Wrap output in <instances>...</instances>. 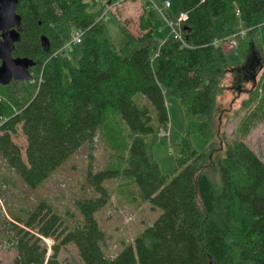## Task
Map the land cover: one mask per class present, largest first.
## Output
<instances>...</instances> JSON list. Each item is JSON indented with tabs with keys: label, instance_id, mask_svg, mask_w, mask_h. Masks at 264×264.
Wrapping results in <instances>:
<instances>
[{
	"label": "trees",
	"instance_id": "1",
	"mask_svg": "<svg viewBox=\"0 0 264 264\" xmlns=\"http://www.w3.org/2000/svg\"><path fill=\"white\" fill-rule=\"evenodd\" d=\"M119 1L98 0L90 8L88 0H18L20 39L11 55L34 65L32 82L0 85V185L7 167L28 186L38 185L81 145L91 146L97 133L115 168L88 177L96 196L74 201L82 220L71 230L44 202L21 216L2 215L0 244L14 252L10 264H58L67 245L79 264H264V163L245 143L264 118V70L235 135L222 138L218 148L210 137L219 81L229 64L215 41L243 30L241 51L251 47L264 65V0H177L176 12L163 16L176 23L186 14L176 23L182 42L168 33L159 45L145 13L138 18L140 36L115 18L125 37L116 48L100 16L105 4ZM75 31L81 40L72 61L58 49ZM168 98L178 100L185 127L170 133L177 148L172 176L160 172L152 155L155 142L164 141L159 133H169ZM18 129L23 153L11 139ZM192 134L206 142L201 151ZM212 158L214 178L203 170ZM115 176L130 178L137 198L160 214L108 257L94 213L110 199L101 182Z\"/></svg>",
	"mask_w": 264,
	"mask_h": 264
},
{
	"label": "rangeland",
	"instance_id": "2",
	"mask_svg": "<svg viewBox=\"0 0 264 264\" xmlns=\"http://www.w3.org/2000/svg\"><path fill=\"white\" fill-rule=\"evenodd\" d=\"M88 1L90 8L98 5V0ZM134 1L123 0L112 5H104V11L100 17L104 18L107 34L116 48H119L125 42V37L119 30L115 19L118 18L120 20L122 18L120 11L123 10L122 5L127 3L126 6H132L130 10L133 11L130 14L131 16H128L130 21L122 19L120 20L121 23L130 33L138 29L137 17L141 10L138 6H133ZM143 1L141 4L144 8L154 15L156 28H161L163 36H166L169 32L167 22L152 7V3L157 7H162V3L168 1L170 6L166 10L175 13L177 0ZM159 37L156 36L157 42L160 40ZM157 42L155 41V44ZM259 43L264 49V37L259 36ZM221 44L229 64L219 81V89L215 98L216 109L210 136L215 144L214 148L219 147V142L222 138L231 139L235 135L240 119L247 113L248 108L252 107V105L245 103L251 92L254 91L255 82L258 81L264 70V65L259 63L258 55L252 52L251 47H243L241 51L237 40L236 48L231 51L227 44L223 42ZM61 48L58 51L62 53ZM65 53L72 61H75L79 55L78 45L72 44ZM166 106L169 133H159L158 137H164V141L158 140L155 142L152 147V155L158 164L160 172L172 176L174 174V159L177 155V148L170 142V133L173 131L184 133L185 127L182 109L178 100L168 98ZM11 139L23 153L25 139L19 129ZM190 140L197 151H201L206 145V142L195 134L190 135ZM245 143L264 163V118L250 129L245 138ZM111 159L110 150L106 148L97 133L91 146L86 143L81 145L78 150L34 187L25 184L21 177L12 169L5 168L6 184L5 186L0 185V223L3 221L2 215L4 217L7 216L6 214L9 216L12 214L21 216L28 213L34 206L44 202L58 215L62 227L68 230L73 229L82 220L79 210L74 205V201L96 196L94 186L88 182V177L99 171L115 168L110 163ZM203 170L214 178L213 158ZM101 183L108 190L110 199L94 213V218L105 234V239L102 243L104 254L108 257H114L158 217L160 209L157 207L152 208L147 200L143 202L137 198L138 187L130 178L115 176L104 179ZM46 243L50 245L51 241L46 240ZM13 256V251L5 250L0 244V264H10ZM79 263L77 252L71 245H67L59 254L58 264Z\"/></svg>",
	"mask_w": 264,
	"mask_h": 264
},
{
	"label": "water",
	"instance_id": "3",
	"mask_svg": "<svg viewBox=\"0 0 264 264\" xmlns=\"http://www.w3.org/2000/svg\"><path fill=\"white\" fill-rule=\"evenodd\" d=\"M18 0H0V85L6 86L11 81H29V68L34 65L26 57H13L11 52L14 44L20 39L19 14L16 13ZM40 44L44 51L49 44L45 36L40 37ZM208 264H216L210 260Z\"/></svg>",
	"mask_w": 264,
	"mask_h": 264
},
{
	"label": "built area",
	"instance_id": "4",
	"mask_svg": "<svg viewBox=\"0 0 264 264\" xmlns=\"http://www.w3.org/2000/svg\"><path fill=\"white\" fill-rule=\"evenodd\" d=\"M150 1V0H149ZM152 2V1H150ZM170 6V3L168 1H164L162 3V7H157L156 5H154L152 3V7L157 10L159 12V15L162 16L164 19L165 17L163 16L164 14V11H166V9ZM187 19V16L185 13H180L177 17V20H176V23L178 22H181V21H184ZM165 21L167 22V25L169 27V34L172 35V37L176 40H178L179 42H182V36L179 32V30L176 28V23H173L172 21H168L165 19ZM244 34V31L241 30L239 31L238 33H235V34H231L227 37H224L222 40H220L219 42L215 41L216 44H220L223 48V45L221 44V42H223L224 44H227L228 48L232 50H234L237 46V39L238 37H242ZM80 40H81V33L80 32H76V33H73L71 35V38H70V41L63 45V47L60 49L62 50L63 52L62 53H65V51L72 45V44H79L80 43ZM183 44V43H182ZM60 52V51H59ZM66 54V53H65ZM28 82H32L31 79L28 81Z\"/></svg>",
	"mask_w": 264,
	"mask_h": 264
},
{
	"label": "crops",
	"instance_id": "5",
	"mask_svg": "<svg viewBox=\"0 0 264 264\" xmlns=\"http://www.w3.org/2000/svg\"><path fill=\"white\" fill-rule=\"evenodd\" d=\"M141 2H144V1L143 0L142 1L135 0L133 2V6H138L140 8V10H141V13H139V15L137 17V20L143 13H145V15L152 22V28L151 29L153 31V39H154V41L157 42L158 39H156V36H160L159 37L160 40L157 42V45H159L162 42V40L164 39V37H166V36H163V30L161 28H156V25H155V21L156 20L153 17L154 15L149 13L148 10L145 9L144 6L141 4ZM126 5H127V3L121 6L123 8V10H120L121 11V16H122V18H120V20L124 19V20L130 21V18L128 16H131L130 14H131V12L133 10H130V7H132V6H126ZM126 14H129V15H126ZM142 33L143 32L140 31L139 28H138L136 31L132 32L131 34L134 35V36H140Z\"/></svg>",
	"mask_w": 264,
	"mask_h": 264
},
{
	"label": "flooded vegetation",
	"instance_id": "6",
	"mask_svg": "<svg viewBox=\"0 0 264 264\" xmlns=\"http://www.w3.org/2000/svg\"><path fill=\"white\" fill-rule=\"evenodd\" d=\"M11 82H12V81H11ZM11 82H10V83H11Z\"/></svg>",
	"mask_w": 264,
	"mask_h": 264
}]
</instances>
